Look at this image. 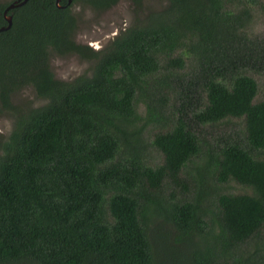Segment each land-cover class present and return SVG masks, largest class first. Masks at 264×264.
I'll return each mask as SVG.
<instances>
[{"label":"trees","instance_id":"obj_1","mask_svg":"<svg viewBox=\"0 0 264 264\" xmlns=\"http://www.w3.org/2000/svg\"><path fill=\"white\" fill-rule=\"evenodd\" d=\"M67 1L27 0L0 31V116L12 121L0 264H264V100L251 76L264 73L252 31L264 1L159 0L144 14L145 0H130L131 23L100 49L75 41L73 5L101 13L120 0ZM68 55L88 69L58 78L51 61ZM24 90L39 103L18 101ZM232 119L242 128L203 152V128ZM203 156L182 195L165 197ZM229 181L250 192L224 191Z\"/></svg>","mask_w":264,"mask_h":264},{"label":"rangeland","instance_id":"obj_2","mask_svg":"<svg viewBox=\"0 0 264 264\" xmlns=\"http://www.w3.org/2000/svg\"><path fill=\"white\" fill-rule=\"evenodd\" d=\"M11 0H0V3H8ZM264 1V0H260ZM144 14L148 9L160 8L164 3L159 0H145L144 2ZM73 11L77 15L78 29L75 35V41L79 43L88 44L93 49H100L105 46L120 29L128 26L133 18L132 5L130 0H120L111 9L98 13L89 7H86L82 2H76L73 5ZM253 33L259 35L260 38L264 39V14L257 10L252 23ZM52 70L55 75L61 79H72L75 76L83 73L88 69V65L85 61L81 60L76 55H68L63 57L55 56L52 61ZM251 76L255 78L258 83V92L255 97V101L264 100V73L256 74L251 73ZM18 101H31L33 104H38L39 101L32 95L30 90H24L17 96ZM139 111L144 112L143 106L139 105ZM12 121L9 117L0 116V142L5 140L10 129ZM225 126V127H223ZM242 128V120L232 119L228 124L223 125H208L203 128V137H205L207 143L202 147V151L216 150L219 142L221 143L222 138H225L223 130L230 129L236 130ZM147 132L144 133L145 139H152L156 128L149 126ZM217 139V140H216ZM219 139V140H218ZM148 158L153 163H162V154L154 150L152 147L147 146ZM204 156L194 159L192 163H188L182 171L179 173L180 183H168L165 190L164 196L169 197L172 193L178 197L182 195L181 184L183 182H190L191 176L197 177L196 166L202 167L204 165ZM207 188L209 191L215 186L213 179L208 176L206 178ZM223 190L229 193H248L250 189L241 185L235 181H229ZM260 245V249H264V234L261 233L257 238Z\"/></svg>","mask_w":264,"mask_h":264},{"label":"water","instance_id":"obj_3","mask_svg":"<svg viewBox=\"0 0 264 264\" xmlns=\"http://www.w3.org/2000/svg\"><path fill=\"white\" fill-rule=\"evenodd\" d=\"M27 0H13L11 1L5 8L4 10V17H5V20L7 22V25L5 27H0V31L2 30H5V29H8L10 26H11V23H12V15L9 14L7 15L6 13L10 10V9H13L15 7H18V6H21L22 4H24ZM56 1V5H58V2L59 0H55ZM68 4L71 2V0H68L67 1Z\"/></svg>","mask_w":264,"mask_h":264}]
</instances>
